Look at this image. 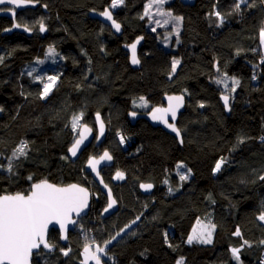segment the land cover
I'll return each mask as SVG.
<instances>
[{
    "label": "trees",
    "instance_id": "1",
    "mask_svg": "<svg viewBox=\"0 0 264 264\" xmlns=\"http://www.w3.org/2000/svg\"><path fill=\"white\" fill-rule=\"evenodd\" d=\"M44 1L46 9L40 5L17 15L33 29L30 36L4 34L12 20L0 16V194L28 193L42 179L90 187L85 162L108 148L114 164L103 175L119 209L101 216L107 197L94 183L91 210L78 224L103 245L138 219L129 235L109 246L113 264H264V62L259 60L264 0H171L167 7L181 16L182 28L170 46L148 27V0H124L114 10L121 34L90 15L111 7L112 0ZM31 12L44 21L45 34L40 22L28 18ZM139 35L145 38L137 68L123 43ZM48 45L62 62L56 85L44 96L43 83L27 66L43 58ZM175 57L180 62L173 70ZM167 93L186 97L176 122L181 138L146 118L129 117L133 110L144 111L137 104L141 97L150 102L148 111L164 104ZM98 113L108 126L104 143L92 142L73 161L68 155L78 134L73 117L95 127ZM118 130L135 138L126 149ZM22 143L25 154L14 155ZM180 163L192 171L189 179L177 173ZM118 170L126 174L122 182L113 181ZM142 182L152 183L153 191L141 192ZM205 215L215 225L212 241L189 243L195 222ZM49 241L56 250L41 249L33 264H79L87 244L71 232L62 245L55 228ZM232 249H239L238 259Z\"/></svg>",
    "mask_w": 264,
    "mask_h": 264
},
{
    "label": "snow or ice",
    "instance_id": "2",
    "mask_svg": "<svg viewBox=\"0 0 264 264\" xmlns=\"http://www.w3.org/2000/svg\"><path fill=\"white\" fill-rule=\"evenodd\" d=\"M5 2L20 7L33 0H0V4ZM164 0H152V3L157 5L162 4ZM123 0H112V7L115 8L118 4H122ZM152 3H149L145 8V15L149 14V9L152 7ZM240 4H236V8L239 9ZM7 11L11 12L15 16V9L9 8ZM101 15L106 16L108 19H112L110 11H105ZM215 15L219 16L217 12ZM176 20L182 18L175 17ZM113 26L119 30L120 25L113 20ZM14 27H20L19 24H15ZM30 30V29H29ZM40 30L44 31V26L41 24ZM261 42L264 43V29L260 32ZM133 49V63L139 61L135 58L136 45H131ZM52 51V49H50ZM178 61H174L173 70ZM52 83L45 84L43 95L46 96L56 80V77H49ZM223 82V81H220ZM143 97L141 100L143 101ZM225 104L228 103V97H223ZM176 101L173 105L170 103L167 109H154L152 118L154 120H164V114L171 112L173 118L176 115V109L180 107L183 98L182 97H169V101ZM146 103V102H145ZM159 113V115H157ZM82 115V114H81ZM133 115H135L133 113ZM80 117H73V128L77 127V123ZM167 123L166 120H164ZM173 128L179 134V130L175 129L173 125H168ZM101 130H103V124H101ZM85 131L87 128L85 127ZM84 133H81V139L77 140L72 148L69 150L73 156L76 155L77 149L83 143ZM26 144L22 143L15 151L21 155L25 154ZM112 157L107 151L99 158H89L88 165L95 170L97 165L101 161L111 160ZM223 160L218 161L214 171H219ZM177 167H180L178 165ZM9 170H11V164H9ZM117 178L122 179L123 173L118 172ZM181 179H187L186 176H181ZM144 188H151L152 185H142ZM88 193L87 189L81 188L78 185H69L67 187H57L56 185L49 184L47 181H42L37 184H33L28 195L23 193H16L15 195H0V264H29V258L34 249H38L41 244L45 248H51L52 245L48 244L45 240V234L49 224L52 221L59 222L61 228L65 226V223L69 221V214L73 211L79 213V211L87 206ZM115 203L114 200L110 201L108 208H111ZM107 211V209H105ZM261 220H264V214L260 216ZM206 229L208 226H204ZM211 228H215V225H211ZM211 231H207V238H205L204 232H201L199 236H190L189 243L193 239L202 240L205 243H210ZM236 235H239L237 231ZM245 243H247L245 241ZM86 259L89 258V248L85 246ZM98 252H102L103 249L98 248ZM234 256L238 259L239 249H232ZM67 255V253H65ZM92 259L96 260V264H101L99 256L92 254ZM177 264H182V261H178Z\"/></svg>",
    "mask_w": 264,
    "mask_h": 264
},
{
    "label": "water",
    "instance_id": "3",
    "mask_svg": "<svg viewBox=\"0 0 264 264\" xmlns=\"http://www.w3.org/2000/svg\"><path fill=\"white\" fill-rule=\"evenodd\" d=\"M40 4H41L40 0H33L32 3L26 4V5H23V6H20V7H16L15 5H11V4L7 3V2H5L4 4H0V16H2V15L8 16L13 21V24L11 26H9V27H7V28H5L3 30V33L4 34L5 33L6 34H11V33L15 32V31H19V32H24V33H26L29 36L32 35L33 29H31L27 25L21 24L17 20V13L20 10H24V9H28V8H36ZM3 6H9V7L8 8H3ZM9 8L15 9V16H13L11 12L7 11V9H9ZM43 8L46 9V4L45 3L43 4ZM106 10L111 12L112 19H108L106 16L101 15V13L105 12ZM90 15L92 17H96V18L100 19L102 22L110 25V27L112 28V30L116 34H121L123 32V25L116 18L115 12L110 6H107L105 9H103L101 11H91ZM113 20L120 25L119 30H117L113 26ZM15 24H19L20 27H18V28L14 27ZM43 32H44V34L46 33L45 26H44V31ZM144 38H145L144 35H139L132 42L123 43V48L129 53V60H130V63L132 64L133 67L139 68L141 66V59H140V56H139V49H140V46L142 45V43L144 42ZM133 44L136 45L135 58L139 61L138 63H133L132 62L133 61V49H132L131 45H133ZM169 97H182L183 98L182 103L180 104V107H178L176 109L175 117L173 118L171 112H167V113L164 114V120H166L167 123H165L164 120H154L152 118L154 109H157V108H159V109H167L169 107L170 103L173 104V105L176 104L175 100L170 102L169 101ZM185 100H186V97H185V95L183 93H167V94L164 95V102H165L164 104L157 105V106L151 108L148 111H135V110H133V111H131L129 113V117H130V119L133 122H135L139 118H146L150 122H152L154 124H157V125H160V126L164 127L165 129H167V130H169L171 132H175L177 134V132L173 131V128L169 127L168 125H173L175 127V129H178V127L176 125V122H177V119H178L180 113L184 109ZM133 113L135 115H133ZM157 115H159V113H157ZM94 118H95V127L92 124L87 123V122L81 123L80 126H79V129H78L77 136L75 137L74 141L72 142V144L68 148V155L70 156V158L73 161L77 160L79 158V156L81 155V153L92 142H94V144L96 146H101L104 143V141H105V139L107 137L108 126H107V123H106L105 119L103 118V116L100 113H98V114L95 115ZM101 124H103V130H101ZM85 127L87 128V131H85ZM81 133H84L83 143L77 149L76 155L73 156L69 150L72 148L73 144L77 140L81 139ZM177 135H178L179 138H181L180 131H179V134H177ZM105 151H107L109 153V155L112 157V159L111 160H106V161H101L100 164L97 165L96 169L93 170L88 165L87 161L89 160V158H92V157H95L96 159H99L104 154ZM89 158L86 160L84 168H85V170L87 172H89L91 174V176H92L93 180L95 181V183H97L99 185L101 191L107 197V203H106V205L104 206V208H103V210L101 212V216L103 218H106V217H109V216L113 215L115 212H117L118 209H119V206H120L119 201H118L117 197L115 196V193H114V190H113L111 184L108 183L105 180L103 172H102L104 167L112 166L114 164V156H113L112 152L108 148H104L103 151L99 155H92ZM42 181H47L49 184L56 185L57 187H67L69 185L75 184V185H78L81 188L87 189V193H88L87 206L82 208L79 211V213H77L75 211L71 212L69 214V218H68L70 222L65 223V226L63 228H61L59 222H57L55 220L52 221L49 224V226L47 228V231H46V234H45L46 242L48 244L52 245V247L51 248H45L43 246V244H41V246L38 249H34L32 251V254H31L30 258H29V264H33V258H34L35 253L39 252L41 249H43V250H45L47 252H51V251L56 250L57 246L55 244H52L49 241V233H50L51 229L55 228V229H57L59 231V233H60V242H61L62 245H66V244L69 243V241H70V232L74 231L76 229L80 218H82L84 216H87L89 214V212L91 210V207H92V199H93L94 195H96V193H93L92 189L88 185H86L84 183H81V182H77V181H73V182H70V183H67V184H60V183H57V182H53V181H51L49 179H42V180L34 182L33 184H37V183H40ZM148 184L152 185V187L151 188L142 187V185H148ZM139 188H140L141 192L149 194V193H151L153 191L154 185L152 183H150V182H142L139 185ZM16 193H23L24 195H28L30 193V191L28 193H25V192H6V193H1L0 195H15ZM112 200H114L115 203L112 205L111 208H108V205H109L110 201H112ZM105 209H107V211H105ZM86 245L89 248V253H88L89 258L88 259H86V254H85V251H84ZM92 254H95V255L99 256L101 264H106L105 259L103 257H101L93 249L92 245L89 244V243L85 244L82 247V249H81V252H80L81 259H80L79 264H96V260L90 258Z\"/></svg>",
    "mask_w": 264,
    "mask_h": 264
},
{
    "label": "rangeland",
    "instance_id": "4",
    "mask_svg": "<svg viewBox=\"0 0 264 264\" xmlns=\"http://www.w3.org/2000/svg\"><path fill=\"white\" fill-rule=\"evenodd\" d=\"M171 0H164V2L162 4H155L152 3V0H148L145 4L144 7V14H145V8L149 3H152V7L149 9V14L145 15L148 19V27L150 30L152 31H160L158 33V36L161 40L162 43H164L166 46H170L171 43L174 41V39H179V35H180V31L182 28V19L180 20H176L175 17H180V15L174 14L173 11L167 7V4L170 2ZM186 1H193V0H186ZM243 1V0H241ZM124 3V0H123ZM122 3V4H123ZM121 4H118L115 8L112 7L113 10L117 9ZM28 15L32 16V17H28L33 19V21H38L41 22L42 20L39 18L40 15L38 16L35 15V13L31 12V13H27ZM261 47V46H260ZM50 49H52V51H50ZM262 49V48H261ZM262 54H264V51L262 49ZM174 61H178V63L175 66V70L177 69L180 59L175 57L173 59V63ZM62 62V55L51 45H48L45 48V55L43 58L41 57H37L35 58V60L29 64L27 66V70H30V72H32V74H36L39 81H41L43 83V85L45 86V84H49L52 83L49 80V77H56V80L53 84L56 85L57 81H58V76H57V71L60 67V64ZM227 82L229 83L230 81H234L236 82L233 78L227 77ZM52 86V87H53ZM225 88L228 89V85H225ZM52 89V88H51ZM143 101L141 100V98L139 99V101L137 102L138 107L143 109L144 111H146L147 109L150 108L151 104L150 102L147 100V98L145 96H143ZM146 102V103H145ZM81 122L77 123V127L76 130H78L79 125ZM223 164V163H222ZM221 164V166H222ZM180 165V167H177V173H179L181 176H186L187 179H189L192 176V171L183 164L180 163L178 164ZM106 169V170H105ZM106 171V174L110 173V168L108 167H104L103 171ZM120 172V171H119ZM104 173V172H103ZM117 173L118 171H116L112 178L113 181L115 182H122L125 180L126 178V174L124 172L123 173V179H118L117 178ZM95 183V181L92 178V181H90L88 184L90 185V188L92 187L93 189V184ZM97 184V183H96ZM98 185V184H97ZM99 186V185H98ZM96 195H94L95 197ZM106 205V204H105ZM138 222V219L132 221L131 223L127 224L125 227H123L122 229H120L119 231H116L114 233V235L103 245H101L100 243L95 244L94 241L91 240V237L89 236V234H87L84 238H86L87 243L91 244L93 249L101 256L105 259L107 264H113L114 263V257L112 256V254L109 252V246L116 241L117 239L123 237V236H127L130 234V232L132 231V228L135 226V224ZM79 225V224H78ZM211 225H214L212 222V218L209 215H205L200 217L194 224V227L191 231V233L189 234L190 236H199L201 234V232H204L205 238H207V231H211V237L210 240L212 241L213 239V232H214V228H211ZM204 226H208L207 229ZM77 232V231H76ZM82 236V234H81ZM189 237H188V241H189ZM192 242H201V243H205L202 240L199 239H193ZM101 248L103 249L102 252H98L97 249ZM70 249H67L66 251H69Z\"/></svg>",
    "mask_w": 264,
    "mask_h": 264
},
{
    "label": "built area",
    "instance_id": "5",
    "mask_svg": "<svg viewBox=\"0 0 264 264\" xmlns=\"http://www.w3.org/2000/svg\"><path fill=\"white\" fill-rule=\"evenodd\" d=\"M260 62H264V54H261L259 58ZM118 138L120 139L121 145L123 146L124 149L128 148L134 141V136L131 134H125L121 130L117 131ZM77 232L79 231L80 234L82 235H87L91 237V240L95 242V244H98L97 241L94 240L93 233L90 231L84 230V228L80 225H77L76 229ZM260 260L264 263V251L261 254Z\"/></svg>",
    "mask_w": 264,
    "mask_h": 264
},
{
    "label": "flooded vegetation",
    "instance_id": "6",
    "mask_svg": "<svg viewBox=\"0 0 264 264\" xmlns=\"http://www.w3.org/2000/svg\"><path fill=\"white\" fill-rule=\"evenodd\" d=\"M40 1H41V3H42V4H40V5H43L44 2H45L44 0H40ZM45 4H46V3H45ZM40 5H39V6H40ZM8 7H9V6H3V8H8ZM36 8H37V7H36ZM42 8H43V6H42ZM28 9H32V8H28ZM24 10H27V9H24ZM24 10H20V11H18V13H19V12H22V11H24ZM18 13H17V15H18ZM20 23H21V22H20ZM12 24H13V21H12ZM12 24H11V25H12ZM21 24H23V23H21ZM41 24H43V26H45V23H44L43 20L40 22V25H41ZM23 25H26V24H23ZM45 29H46V28H45ZM16 32H19V31H16ZM107 167H108V166H107ZM109 167H110V166H109ZM115 182H116V181H115ZM100 190H101V189H100ZM92 191H93V190H92ZM101 192H102V191H101ZM93 193H94V192H93ZM102 193H103V192H102ZM71 232H74V233H75L76 230L71 231ZM71 232H70V233H71Z\"/></svg>",
    "mask_w": 264,
    "mask_h": 264
},
{
    "label": "bare ground",
    "instance_id": "7",
    "mask_svg": "<svg viewBox=\"0 0 264 264\" xmlns=\"http://www.w3.org/2000/svg\"><path fill=\"white\" fill-rule=\"evenodd\" d=\"M97 147H100V146H97ZM102 151H103V150H102ZM119 171H120V173L123 172V171H121V170H118V172H119ZM122 179H123V178H122ZM122 179H121V180H122ZM99 188H100V187H99ZM83 228H84V227H83ZM84 230H86V229L84 228ZM78 232H79V231H78ZM79 234H80V233H79ZM80 235H81V234H80ZM85 236H86V235H82V237H85Z\"/></svg>",
    "mask_w": 264,
    "mask_h": 264
},
{
    "label": "crops",
    "instance_id": "8",
    "mask_svg": "<svg viewBox=\"0 0 264 264\" xmlns=\"http://www.w3.org/2000/svg\"><path fill=\"white\" fill-rule=\"evenodd\" d=\"M261 40V39H260ZM261 48L263 49L264 51V43L261 42Z\"/></svg>",
    "mask_w": 264,
    "mask_h": 264
}]
</instances>
